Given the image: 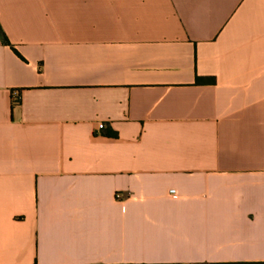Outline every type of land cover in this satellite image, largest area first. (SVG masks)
I'll return each instance as SVG.
<instances>
[{"label":"crops","instance_id":"crops-1","mask_svg":"<svg viewBox=\"0 0 264 264\" xmlns=\"http://www.w3.org/2000/svg\"><path fill=\"white\" fill-rule=\"evenodd\" d=\"M0 23V264L264 262V0Z\"/></svg>","mask_w":264,"mask_h":264},{"label":"trees","instance_id":"trees-1","mask_svg":"<svg viewBox=\"0 0 264 264\" xmlns=\"http://www.w3.org/2000/svg\"><path fill=\"white\" fill-rule=\"evenodd\" d=\"M0 38L3 41L4 44L13 47V45L10 43L9 39L6 36L4 30H3L2 26H1V23H0ZM213 80H214L213 78H201V77H198V79H197V81H199V82L213 81ZM18 101H19V97L17 96L16 97V102H18ZM111 135H116V132H111ZM152 264H175V263H152ZM229 264H264V262H232V263H229Z\"/></svg>","mask_w":264,"mask_h":264},{"label":"built area","instance_id":"built-area-1","mask_svg":"<svg viewBox=\"0 0 264 264\" xmlns=\"http://www.w3.org/2000/svg\"><path fill=\"white\" fill-rule=\"evenodd\" d=\"M104 127H105V124L104 123H99L98 130H102ZM171 192L173 193L174 190H171Z\"/></svg>","mask_w":264,"mask_h":264}]
</instances>
